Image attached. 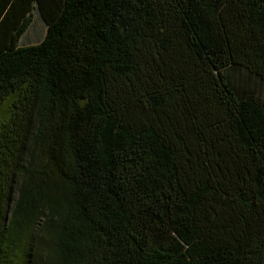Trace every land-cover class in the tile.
Listing matches in <instances>:
<instances>
[{
  "label": "trees",
  "instance_id": "trees-1",
  "mask_svg": "<svg viewBox=\"0 0 264 264\" xmlns=\"http://www.w3.org/2000/svg\"><path fill=\"white\" fill-rule=\"evenodd\" d=\"M0 264H264V0H0Z\"/></svg>",
  "mask_w": 264,
  "mask_h": 264
},
{
  "label": "rangeland",
  "instance_id": "rangeland-1",
  "mask_svg": "<svg viewBox=\"0 0 264 264\" xmlns=\"http://www.w3.org/2000/svg\"><path fill=\"white\" fill-rule=\"evenodd\" d=\"M44 33L45 24L39 17L36 9H34L32 11L30 23L20 37V44L36 43L44 35Z\"/></svg>",
  "mask_w": 264,
  "mask_h": 264
}]
</instances>
